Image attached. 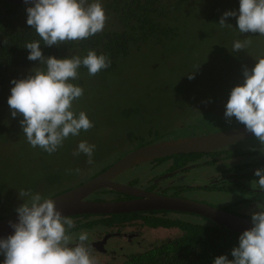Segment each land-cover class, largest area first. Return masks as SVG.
Here are the masks:
<instances>
[{
  "label": "trees",
  "instance_id": "16d2710c",
  "mask_svg": "<svg viewBox=\"0 0 264 264\" xmlns=\"http://www.w3.org/2000/svg\"><path fill=\"white\" fill-rule=\"evenodd\" d=\"M100 3L103 8L113 14L116 24L115 27L105 29L87 39L68 41L59 46L54 45L49 47L41 44L42 53L46 57L54 56L58 59L80 57L82 59L87 55L89 50L95 51L97 55L103 54L108 57L111 61L110 67L101 70L93 76L89 75L88 69L81 65L78 69V79L70 81L83 88V96L84 94H88V97L98 96V93L95 91L91 92L87 90L85 92V87L89 84H94L99 78L104 79L108 75H114L121 60L126 58L128 54L133 53L134 50H137L140 44L154 46L162 44L164 45V49L170 50L167 48V43L175 39L178 34L174 25H169V23L171 20H175L176 16L180 15L179 12L183 11V16L191 15L193 17H195L196 12V19H199V22L207 19L208 21H216V23L212 22L214 25H209L208 28H214L216 33L219 29L222 30L220 41L229 33L231 24H233L235 33L232 41L240 40L243 42L248 39L251 41L250 45L239 52L233 51V44L228 45L230 50L224 49L225 44H222L224 50L218 49L216 45L213 46V51L218 56L220 64L224 67L234 69L239 74L236 79L237 81L233 82L232 85H221L220 92L231 90L234 86L238 85L239 80L244 79L241 73L244 67L254 65L256 59L264 56V45L258 50L255 39H251L254 33H240L238 31L236 17H228L225 20V23L230 24L228 26H221L219 24V20L225 11H236L238 14L234 6H239V0H100ZM30 6L32 4L0 0V115L5 112L8 106L7 99L10 96V89L13 86L10 81L26 78L32 71H36L37 67L41 69L45 67L44 65H40L39 61L28 60L29 50L24 47L26 43L40 40L35 30L26 23L27 13L25 9ZM196 33L200 34V28L197 29ZM41 43L43 42L41 41ZM164 58L167 59L168 57ZM176 58L174 62L172 59H169L168 62L175 63L176 65L182 63L184 67L183 72H189L188 76L185 77L186 83L187 85L191 84L193 81L189 80V76L195 71L193 66L196 67L199 63H190L186 56L180 58L177 54ZM213 74L208 69L205 75L206 82L200 84L192 93L189 91L188 86H186L182 103H180V94L178 91H174L175 96L173 98L177 102L175 103L176 111L172 116H167L164 122L166 123V129L163 132L177 124H182L183 127L188 125L185 128L186 131L184 134L178 135L180 137L209 133L218 128L241 126L239 123L234 126L237 122L234 117L231 120V124L227 123L224 117L225 110L219 113L204 111L207 106L212 104V101L220 100V98L224 100L230 94V92H227L222 97L218 95L220 92L214 89L209 79ZM89 77L93 78L92 81H89ZM201 88H206L209 90V93L200 92ZM81 98L73 102V111L76 114L80 109L76 107V103ZM20 116V114L15 118L11 116L9 120L20 119ZM143 119H145L144 123H142ZM124 120V123H118V134L110 138L108 143V147H111L110 153L105 155V159H103L101 164H98L99 166L96 165L94 168L92 167L94 164H82L84 161L73 164L65 163V165H60L61 162L58 161L51 163L38 162L35 165H29L26 162L22 165H29L30 170H25L20 173L19 177L22 179L21 181H12L9 187V195L6 198H11V202L14 200L13 190H30L31 193H39L45 198L52 197L95 176L127 152L147 143L161 141L158 136L162 133L159 130H161L163 123L156 124L157 121L153 115L147 118L141 117L138 128L130 124L129 119ZM144 124L150 126V129L151 127H155V129L151 130V132L144 131ZM93 126L96 128L98 124H93ZM1 139H3V135L0 127ZM235 145L239 146L220 152L209 151L172 155L174 158V167L181 166L188 161H199L200 166L211 167L220 163L223 164V168H231L230 166L232 164L229 161L242 157L239 164H242V169H245L247 164L248 169H253L252 173L247 176L257 187L256 181L259 177H256L254 172L256 169H264V145H261L259 141L252 142L251 140H242L235 143ZM125 147H128V149ZM240 147L244 149H240ZM43 153L46 154L47 152L43 151ZM63 155L65 156V154ZM166 158H158L152 162L154 163L159 160L165 161ZM22 167L20 166L18 168ZM57 167L58 169L53 170ZM69 169L75 173L73 175L74 180L71 181H69L70 176H66L67 170ZM61 170H63L62 176H57V173ZM7 172L8 170L6 168V171L3 173L4 175H0V183L7 176ZM80 176L82 180L79 179ZM74 181L75 183H73ZM130 183L137 185L135 180ZM234 186L240 188L238 185ZM108 191L111 194L114 193V191ZM105 192L106 190L104 188L96 191L98 194ZM16 193L19 194L18 191ZM253 195L254 200H264V191L253 192ZM20 197L25 198L27 196ZM20 205L18 200H14V204L10 208L12 210L8 211L7 209L0 217L15 212V209ZM243 215L251 219V213ZM68 217L75 222L74 228L76 229L91 225V222L83 224L85 221L84 218L97 217L99 219L97 223H100L101 226L113 224L122 225L124 222L126 224L127 221L133 220L134 218H136V221L138 218V223L135 222L137 225L144 224L147 227L156 229L175 228L179 231L175 237H168L161 241L152 242L139 252L127 255L123 262L118 263V257L114 254L117 262L115 264H213L214 259L220 255H226L231 260L233 259L231 249L238 246V238L242 234L230 230L204 216L167 209H147L138 212H121L116 214L81 213L69 215Z\"/></svg>",
  "mask_w": 264,
  "mask_h": 264
},
{
  "label": "clouds",
  "instance_id": "9594fccd",
  "mask_svg": "<svg viewBox=\"0 0 264 264\" xmlns=\"http://www.w3.org/2000/svg\"><path fill=\"white\" fill-rule=\"evenodd\" d=\"M24 2L30 4L29 0ZM31 4L25 9L26 23L35 30L40 40L26 43L24 47L29 50L28 60L39 61L45 67H37L26 78L11 80L13 86L7 103L13 118L22 115L23 119L19 123L29 145L51 154L70 135L77 136L81 130L87 131L93 127L85 112L80 111L77 115L73 111V102L83 96L84 90L70 81L78 79L81 65L88 69L89 75L94 76L110 67L111 61L93 50H89L82 59L46 57L41 44L51 47L87 39L103 31L107 17L100 0L92 3H88V0H31ZM228 17H236L240 33H259L264 36V0H239L238 14L236 11H225L219 24L230 25L225 23ZM250 44V40H236L233 51L239 52ZM255 61L251 70L244 67L243 83L231 89L224 117L229 124L234 117L246 132L253 133L264 145V56ZM94 150V144L81 141L73 155L86 154L87 163L91 165L94 163ZM234 159L229 163L233 164ZM221 167L219 163L211 174ZM254 175L259 177L256 181L258 189L264 190V169H256ZM4 182L3 178L0 183L2 187ZM19 196H28L30 199L15 209L18 221H9L13 234L0 238V254L4 256L0 264H97L91 253L89 234L82 231L78 239L73 241L68 231L75 227V222L57 210L53 199L39 193L33 194L30 190H21ZM255 206L258 211L251 212L253 226L239 235L238 246L231 249L233 259L220 255L213 264H264V203H256ZM84 220L93 224L99 221L97 217ZM102 228L104 230L100 223H96L91 230L101 231L102 236L104 231L98 230ZM108 249L106 254L112 255L110 247Z\"/></svg>",
  "mask_w": 264,
  "mask_h": 264
},
{
  "label": "rangeland",
  "instance_id": "374dc122",
  "mask_svg": "<svg viewBox=\"0 0 264 264\" xmlns=\"http://www.w3.org/2000/svg\"><path fill=\"white\" fill-rule=\"evenodd\" d=\"M88 3H92V0H88ZM103 9L107 17L103 30L115 27L116 24L113 14L109 13L105 8ZM234 9L238 11L239 6H234ZM179 13L180 15L176 16V19L171 20L169 23V25H174L178 34L175 39L170 40L169 43H167V48L170 50L164 49V45L162 44L156 46L140 44L137 50H134L133 53L128 54L126 58L121 60L114 75H108V77H105L104 79L99 78L94 84H89L85 87V92L87 90L91 92L95 91L98 93V96L88 97V94H84V96L76 103V107L80 108L79 111H77V114H79L80 111L85 112L89 120L93 124H98V126L96 128L93 126V128H90L87 131L81 130L77 136L70 135L55 152L51 154L47 152L44 154V150L41 148L31 147L27 142L19 123L20 120L23 119L22 115L20 116V119L10 121L9 117L11 118V112L8 105L5 112L0 115V127L3 135V139L0 140V175H4L3 173L7 168L8 179L21 181L22 179L19 177L20 173L25 170H30V164L35 165L38 164V162L51 163L56 161L61 162L60 165H65V163L73 164L82 161H84L82 164H88V157L86 154L80 153L79 156L73 155V152L76 151L77 146L81 141H87L89 144L95 145L92 157L94 161L92 167L95 168L96 165L102 163L103 159H105V155L110 153L111 147H108L109 140L118 134V123H124V119H129L130 124L138 128L139 119L141 117L147 118L153 115L157 121L156 124L163 123L161 130H159V132H162L158 136L160 138L159 140L176 138L180 137L178 135L184 134L186 131L185 128L188 127L186 124L185 127H183L182 124L174 125L172 128L163 132L166 129V123L164 122L167 119V116H172L176 111L175 103L177 102L173 98L175 96L174 91H178L181 97L180 103H182L185 87L188 86L189 91L192 93L200 84L205 83V75L208 69L214 73L209 79L217 92H220L221 85H232L233 82H236L239 74H237L234 69L221 65L218 56L213 51V46L215 45L218 49H223L222 44H225L224 49L230 50L228 45L235 42L234 40L232 41V37H235L233 24L230 26L232 29L230 28L229 33L220 41L219 39L222 35V30L219 29L216 33L214 28H208L209 25H214L213 23H216V21H208L207 19L199 22V19H196V12L195 17L191 15L183 16L184 11ZM198 28H200V34L196 33ZM251 39H255L258 50H260V47H263L264 36L259 35V33H254ZM176 54L180 58L186 56L190 63H199L196 67L192 65L195 71L190 75L191 78H189V80L193 82L189 85H187L185 79L189 72H183V64L179 63L176 65L175 63L168 62L169 59H172L174 62L177 59ZM164 57L168 58L165 59ZM254 63H256V61ZM254 65L245 67L251 70ZM241 73L243 74V70ZM92 79V77H89V81H92ZM243 80L244 79L239 80L238 85L242 84ZM230 91L231 90L222 91L218 95L222 97ZM200 92L209 93V90L201 88ZM227 100L228 98H224V100L222 98H220V100H214L210 106L206 105L207 108L204 111L214 113L224 111ZM144 120L145 119L142 120V123H144ZM237 124L238 122H236L234 126ZM154 129L155 127H151L150 129V126L144 124V131L151 132V130ZM219 129L220 128L216 130L221 131ZM225 129L228 128L222 130ZM248 140H251L252 142L258 141L255 137H251L245 141ZM125 148L128 149V147ZM63 154H65V156ZM26 162L29 165H22ZM141 164L133 166L129 170L127 169L126 172L119 175V178L123 179V181L127 178L136 179L137 182L146 184L154 174L164 170V168L155 170L152 163ZM20 166L23 167L18 168ZM218 166L219 163L211 167L199 166L189 169L185 176V180H195V182L203 183L207 181L206 174L213 173ZM56 169H58V167L53 170ZM62 173L63 170L59 171L57 176H62ZM74 174L73 170H67L66 176H70L69 181L74 180ZM246 178L249 179L248 177ZM79 179L82 180V177L80 176ZM250 182L252 181L250 180ZM73 183H75V181ZM1 190L2 185L0 184V191ZM187 194V196L190 195L191 197L196 198L194 197L195 192ZM200 194L202 196L205 195L203 192ZM207 197L212 201L211 203L229 205L234 212H243L242 209L246 208V204H243L242 206L233 205L235 204L233 201L236 198L244 197L243 194L237 192H217L215 194H207ZM204 200L208 201L207 199H202V202ZM11 206L12 204H2L0 205V211L3 212L5 209H8V211L12 210L10 209ZM254 211L258 210L256 209ZM85 223L88 222L84 221L83 224ZM83 229H86V226H83L80 229L73 228L68 231V234L72 236L73 241H76L79 233L82 232ZM98 230H103V228ZM123 230L126 232L129 230V233L132 234L137 233V241L140 242L138 245H126L125 251H123L125 254H128L130 251H140L142 248L148 246L145 244L157 240L161 241L168 237H175L179 232L175 228L151 230L148 227H138L137 225L128 228L125 224L123 225ZM93 232L96 235L102 233L101 231L94 229ZM114 254L119 255L121 252L117 251ZM95 258L98 264H104V260L108 264L117 263L115 257H112V255L105 254V257Z\"/></svg>",
  "mask_w": 264,
  "mask_h": 264
},
{
  "label": "water",
  "instance_id": "95a60500",
  "mask_svg": "<svg viewBox=\"0 0 264 264\" xmlns=\"http://www.w3.org/2000/svg\"><path fill=\"white\" fill-rule=\"evenodd\" d=\"M8 1L25 4L24 0ZM29 3H31V0H29ZM251 137H255L254 134L246 132L244 126L241 125L207 134L183 136L147 143L127 152L108 168L81 184L48 198L53 199L57 210L66 216L81 213H121L147 209H167L195 213L223 225L230 230L242 233L253 226L251 219L245 216L202 201L161 194L117 182L114 178L133 166L156 158L177 153L207 152ZM102 188L123 193L132 198L128 200L85 199L91 193ZM9 221L13 223L17 222L18 214L14 212L0 218V238H6L13 234L14 230L10 227Z\"/></svg>",
  "mask_w": 264,
  "mask_h": 264
},
{
  "label": "flooded vegetation",
  "instance_id": "af4514ba",
  "mask_svg": "<svg viewBox=\"0 0 264 264\" xmlns=\"http://www.w3.org/2000/svg\"><path fill=\"white\" fill-rule=\"evenodd\" d=\"M224 128H228V127H224ZM224 128H220L219 130H222ZM214 131H217V130H214ZM204 134H207V133H204ZM238 146L239 145H235L234 143L231 145L222 146L212 151L220 152L222 150H226V149H229L232 147H238ZM189 153H198V152H189ZM182 154H188V153H182ZM169 156L170 157L164 156V157H167L165 161L159 160L153 163L152 162L153 160H151L146 163H143V164L152 163L155 170L164 168L163 171L154 174V176L149 180L150 182L148 181L146 184H143L142 182H137L136 179H129V178L126 179L128 181L126 180L123 181V179L119 178L120 176L115 177L114 180L117 182L129 184L132 186H137V187L149 190V191H155L161 194L180 196V197L190 198V199H194L198 201H200V199L201 201L202 199H207L208 201L204 200L203 202L208 203V204H215V203H211L212 201L209 200V198L207 197V194H215L217 192L227 193L229 191L237 192L239 194H243L244 197L236 198L233 201L235 202V204L233 205L242 206L243 204H246V208L242 209L243 212H234V210L229 205H219V204H215V205L219 206L220 208L225 207L223 209L236 213L241 216H244L243 214H248L256 210V206H255L256 203H264V200H260V201L254 200L253 192L254 193H257L259 191L263 192L264 190L258 189V187H256L253 182H250V180L246 178L248 177L247 175L252 173L253 169L252 168L248 169V164L245 169H242V164H239V161H241L242 158H235L233 164L230 166L231 168H223V164H221L222 167L219 168V170L215 174H211L206 177L207 178L206 183L200 184V182H195V180H190V181L185 180V176L189 169L200 166L199 161H188V162H185V164L181 166L174 167V161H173L174 158L172 155H169ZM171 162H172V165H171ZM4 179H5L4 186L2 187V190L0 191V205L14 204V200H18L19 203L22 204L23 202H27L29 200L28 196L25 198H21L19 194L16 193L17 191L20 193L21 190L12 191L13 199H14L12 202L10 201L11 198H6L9 195V192H10L9 187L12 184L13 180L8 179L7 176L4 177ZM133 180L137 182V185H133L130 183ZM234 185H238L240 188H236ZM194 192H195L194 197L196 198H193L190 195L187 196L188 195L187 193L191 194ZM201 192L205 193V195L202 196L200 194ZM114 193L115 194H111L108 191H106L105 193L98 194L95 191L91 193V195H88L87 197H85V199L87 200H111L114 197L113 199L128 200L132 198L131 196L123 194V193H119V192H114ZM2 195L4 198L2 197ZM6 211L7 209H5L3 212L0 211V215ZM135 219L136 218H134L133 220H129L128 222H126L125 225L128 228L134 225H137L135 224V222L138 223V218L136 221ZM96 223L97 221H95L94 224L91 223V225H88V226L86 225V229L82 230V231H86L89 234V244L91 245V253L94 257H101V258L105 257V254L107 253V250L109 251L108 248L110 247V253H112V257H114V253H116L117 251L122 253V254L116 255V257H118V263L123 262L127 255L125 254V252L123 253V251H125V246L132 245V244L138 245L140 243L139 241H137V236H138L137 233L132 234V233H129L130 232L129 230H127V232L123 230V225L125 222L122 225H117V224L102 225L104 227V234L102 236L94 234L93 230H91ZM137 226L147 227L144 224H140ZM148 228H150L151 230L155 229L151 227H148ZM157 241H154V242H157ZM95 243L97 244L95 245ZM149 244H145V245L149 246ZM132 252L134 251H130L128 254ZM3 257L4 256L0 254V259ZM104 264H108V263H106V261L104 260Z\"/></svg>",
  "mask_w": 264,
  "mask_h": 264
},
{
  "label": "bare ground",
  "instance_id": "6f19581e",
  "mask_svg": "<svg viewBox=\"0 0 264 264\" xmlns=\"http://www.w3.org/2000/svg\"><path fill=\"white\" fill-rule=\"evenodd\" d=\"M30 4H31V3H30ZM135 252H136V251H134V252H132V253H135ZM121 254H122V253H121ZM130 254H131V253H130ZM130 254H127V255H130ZM127 255H126V256H127Z\"/></svg>",
  "mask_w": 264,
  "mask_h": 264
}]
</instances>
